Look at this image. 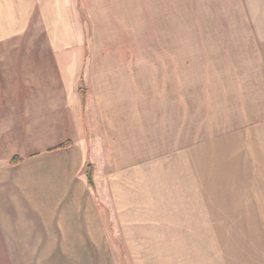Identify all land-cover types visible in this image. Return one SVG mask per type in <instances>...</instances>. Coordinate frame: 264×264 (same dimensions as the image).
Returning a JSON list of instances; mask_svg holds the SVG:
<instances>
[{
	"label": "crops",
	"instance_id": "obj_1",
	"mask_svg": "<svg viewBox=\"0 0 264 264\" xmlns=\"http://www.w3.org/2000/svg\"><path fill=\"white\" fill-rule=\"evenodd\" d=\"M69 9L70 0H0V42L29 32L35 14L41 31L72 35ZM232 17L229 27H238L232 24L238 15ZM254 17L255 31H263L264 10ZM66 39L47 42L60 80L22 101V161L0 169V241L8 264L15 257L104 255L109 236L102 210L113 214L134 264H245L238 242H253L248 226L264 225V186L236 177L240 162H246L243 175L253 177L254 162L264 160V56L234 86L248 92L236 109L240 131L206 130L191 145L187 121L159 124L152 109L144 120L118 112L120 95L106 98V90L95 102L78 87L82 61L70 51L79 42ZM139 103L156 107L152 100ZM61 144L69 147L55 149ZM59 215L68 226L64 237Z\"/></svg>",
	"mask_w": 264,
	"mask_h": 264
},
{
	"label": "rangeland",
	"instance_id": "obj_2",
	"mask_svg": "<svg viewBox=\"0 0 264 264\" xmlns=\"http://www.w3.org/2000/svg\"><path fill=\"white\" fill-rule=\"evenodd\" d=\"M70 2L68 19L75 30L72 35L41 31L40 18L35 14L29 32L14 34L13 38L0 42V169L9 165L14 155L19 156L17 151L23 153L18 146L27 137H23L24 98L32 90L53 87L52 81L60 80L52 51L47 47L51 37L64 40L68 36L66 40L75 38L79 42L70 51L82 61L78 87L97 103L102 90H106V98L118 94L114 95L118 100L120 95L118 112L144 120L152 109L159 124L167 120H184V124L187 121L191 145L204 140L208 136L206 130L221 134L240 131L236 128L239 124L236 109L248 92L243 88L235 90L234 86L254 72L256 66L261 67L256 63L264 56V49L259 48L264 43V28L255 31L254 16L258 10H264V0ZM241 14H247L248 20ZM234 15H238V20L237 23L232 20V24L238 27H229L230 16ZM219 21L224 26H218ZM146 100L156 101V107L139 103ZM244 108L249 109L245 105ZM258 155L251 153L252 157ZM245 164H238L241 176L236 177V183L264 186V160L254 162L257 175L253 177L243 175L241 169ZM27 191L23 180L21 194L25 201L29 200ZM54 211L62 210H51ZM102 212L107 218L109 236V249L104 250V255L15 257V264H134L113 222V214L110 210ZM51 215L47 216L54 214ZM59 216L56 227L64 237V228L68 226L60 223L62 215ZM260 216L264 218V210H260ZM56 218L57 215L53 220ZM243 227L239 226L238 231ZM246 231L253 233L254 241L238 242L242 245L239 261L264 264V225L248 226ZM0 264H8L1 241Z\"/></svg>",
	"mask_w": 264,
	"mask_h": 264
},
{
	"label": "trees",
	"instance_id": "obj_3",
	"mask_svg": "<svg viewBox=\"0 0 264 264\" xmlns=\"http://www.w3.org/2000/svg\"><path fill=\"white\" fill-rule=\"evenodd\" d=\"M65 147H69V144H61V145L57 146L55 149H62V148H65ZM21 161H22V158L21 157H19L18 155H14L10 159L9 164L14 166V165L19 164ZM87 176H88L89 182L91 183L90 173L89 172H87Z\"/></svg>",
	"mask_w": 264,
	"mask_h": 264
}]
</instances>
